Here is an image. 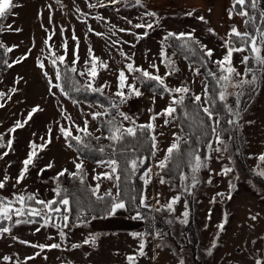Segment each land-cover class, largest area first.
I'll return each mask as SVG.
<instances>
[{
	"label": "rangeland",
	"instance_id": "1",
	"mask_svg": "<svg viewBox=\"0 0 264 264\" xmlns=\"http://www.w3.org/2000/svg\"><path fill=\"white\" fill-rule=\"evenodd\" d=\"M14 2L19 6L13 10L14 15L10 16L5 24H12L21 31H5L0 34V38L7 47L16 46L10 53V63L24 56H27V59L14 64L5 72L0 70V92L7 94L5 98L0 99V103L5 105L0 108V135L3 136L2 142L5 145L0 147V155L8 152V155L0 159V180H3L5 175L9 177L0 193L8 198H11L13 193L25 191H31L38 198L46 200L53 197L54 191L45 184V177L63 169L75 170L74 161L78 162V157L83 160L93 187L96 181L92 176L106 170L96 162L80 157L74 149L68 148L59 132L60 125L69 126L65 115H70L72 120L81 126L85 118L89 119V129L98 132L96 121H91V117L84 114L102 108L98 104L83 101L73 104L71 99L64 97L56 89H53L57 93L55 96L50 94L47 78L38 67V61L44 60L46 65L44 71L54 76L49 46L52 51L62 55L64 52L62 43L67 39L71 50L75 43L71 39L74 29L79 38V64L82 71L85 69L83 62L88 58V48L91 47L95 55L109 65L107 70L98 69L99 84L107 83L109 87L105 90L116 91L118 71L130 62L120 55L121 51L132 57L136 66L149 71H153L149 65L155 63L159 67V74L164 75L168 69L161 63L160 53L162 48L166 53L170 51L164 41L167 32H193L202 44L213 50V59L220 60L226 53L224 43L228 39L232 25L243 31L244 24V18L235 15L234 12L229 18V11L232 10L231 0H143L146 8L136 6L133 0H124L123 3L109 5L107 8H89L86 0H62L63 6L56 0H14ZM91 2L95 3L96 0ZM104 2L107 3V0ZM76 7L87 13V17L76 12ZM145 11L155 12L156 16H145ZM97 14L105 19H93L92 17ZM199 17H204V20L201 21ZM84 19L87 20V24L81 22ZM127 20H131L133 24L153 23L154 27L135 29L127 23ZM89 25L95 32L104 35L96 36L88 32ZM112 25L116 27L111 28ZM61 28L66 30L63 36L60 34ZM120 28L131 29V32L137 35H142L147 30L148 35L137 40L136 36L128 32H120ZM45 29L48 31L46 32ZM53 31L55 35L49 40L48 45H45V39ZM113 41L117 43L113 44ZM246 54H233V65L240 73H243L245 67L241 60ZM68 61L71 62V52ZM194 70V65L182 59L180 71L168 76L166 83L172 88L181 85L191 86L195 94L203 95L205 81L201 75H195ZM20 77H23L20 83H15ZM261 77L253 100L243 110L238 120L235 137L225 140L227 151L211 153L212 158L208 161L211 171L201 170L198 174L201 182L192 190L195 220L200 238L199 255L204 264H256L257 259L264 260V178H256L248 171L250 168L259 172L264 171V161L259 159L260 155L264 154V74L261 73ZM128 82H133L131 75L128 76ZM137 86L143 92V96L128 100L123 106V111L136 123H149L154 113L168 106L171 97L167 93H155L140 84ZM12 88H16L17 91L13 93ZM7 96L12 98L9 100ZM37 105L42 110L34 113L33 118L23 128L10 133L9 129H12L17 121L24 122L28 113ZM164 119L159 117L155 121L159 151L155 157H152L151 165L154 173L159 171L155 167L156 163L163 159L168 146L175 140L173 134H182L175 122L165 125ZM125 125L129 126L128 121H125ZM49 129L52 130L51 143L44 148L35 149L38 153L35 167H31L24 181L13 188L16 177L23 167L22 161L33 150L30 145L45 144L49 138ZM9 139L14 141L11 149L7 147ZM239 151L241 156L238 155ZM208 152L209 150L206 154ZM48 164H52L53 167L44 171L42 175L39 174ZM224 167L232 168V172L228 175H219ZM210 176L212 183L209 184L207 181ZM166 180L168 183L162 185L159 183V178L154 175L152 183L147 186L146 194L152 206L166 204L172 196L182 193L181 183L176 185L171 180ZM110 188L113 192L116 191L111 182L104 180L100 191L103 193ZM157 193L160 194L159 204L154 198ZM217 193L223 195L217 196ZM229 195L231 199L228 198ZM185 202L188 203V195L182 194L181 201L175 205V212L170 219L181 217V213L185 211ZM127 216L128 213L121 212L109 219L93 220L86 226H70L65 229L68 236L63 242L55 228H42L40 232H35V228L39 226L35 224L14 225L12 235L19 240L36 244L55 242L62 245L60 249L50 251L46 249L34 260H28L26 264H127L126 256L135 254L139 243L129 233L145 232L146 226L145 221H132ZM253 216L256 217L255 220L252 219ZM221 223H224L223 231L218 229ZM172 227L177 235L181 234L183 224L178 220H175ZM151 231H155V227H152ZM89 233L99 234L95 247L84 245L71 249V244L82 243ZM148 239L150 242L145 249L147 255L138 258V264H179V260L183 258L180 249L165 238L163 241L151 237ZM19 240H13L9 235L0 238V257L7 255L13 258L10 262L0 259V264H15L17 260L24 262L26 257L40 251L38 248L34 249L20 243ZM157 243H162L163 247L157 248ZM213 243L216 247H212ZM209 251L211 255L208 254Z\"/></svg>",
	"mask_w": 264,
	"mask_h": 264
},
{
	"label": "snow or ice",
	"instance_id": "2",
	"mask_svg": "<svg viewBox=\"0 0 264 264\" xmlns=\"http://www.w3.org/2000/svg\"><path fill=\"white\" fill-rule=\"evenodd\" d=\"M58 4H62V0H56ZM89 8H107L109 5H116L123 3L124 0H96L92 3L91 0H86ZM136 6L145 7L143 0H133ZM19 5L14 0H0V34L5 31H21L18 28L13 27L12 24H5L10 16L14 15V9ZM51 9V6L49 5ZM76 12L80 13L81 16L87 17V13H83L79 7H76ZM233 12L244 18V24L246 30L241 32L236 26H232L229 37L224 43L226 47V53L220 60L212 61L214 55L213 50L207 48L205 45H200L199 41L195 39L194 33H173L168 32L164 37V41L174 39L181 41L179 47L184 50L194 51L193 46H197L199 51L202 53L201 67L207 66V61H212L217 66V71H209L208 75L211 76L216 82V88L212 91L209 90L207 84L204 85L203 95L191 94L190 88L181 85L179 87H169L166 83V78L178 73L180 70L175 66L166 51L163 50L160 53L162 59L161 63L165 65L168 71L164 75L159 74V67L153 63L149 67L153 71L144 69L136 66L132 57L127 56L123 51L120 55L124 56L126 60L130 61L118 71L116 77V91L112 93L111 97H108L109 104L99 105L103 110L94 111L92 113L84 114L90 116L91 121H100L101 127L106 129L107 134L94 135L89 131L90 120L85 118L83 120V126L76 124L72 120L70 115H65L66 121L69 122V126L60 125L59 132L63 137L66 145L70 149H74L77 153L84 150L96 151L105 157L97 160L98 166L106 169L105 171L97 172L92 176V179L96 181L95 186L87 185L88 191L91 196L95 197L97 202L103 204V214H93L91 207L83 205L79 200L75 201V209L73 207L74 201L71 198L72 194L68 192L66 188H63L59 183V178L64 177L65 174L75 181H78L80 185H86L88 173L84 168L82 159L78 162L74 161L75 172H68L67 169L60 171L53 179L57 181V186L53 189L55 196L51 200H45L38 198L36 194H29L26 191L21 193H13L11 198L0 196V238L5 235L11 236L13 240H19L18 237L12 235V229L14 225L20 224H35L39 225L35 228V232H40L42 228H55L61 241L67 239L68 233L65 229L72 227L86 226L93 220L97 219H109L115 217L118 213H128L127 218L132 221H148L151 225L155 217L145 216L140 209H148L156 213L161 211H167L169 214L175 212V205L180 203L181 195L187 194L192 195V190L201 182L199 179V173L201 170L209 169L208 161L211 160L212 152L221 153L227 151L225 140L223 139V128L221 126V116L218 110V106L226 110L229 119L227 123L229 125H237L240 119V97L246 95L248 92L254 93L258 90V83L262 79L261 76L257 75V72L264 74V0H233L232 10L229 11V18L232 17ZM145 16L155 17V12L145 11ZM191 15V13H188ZM95 20H104L105 18L97 14L92 17ZM126 19V18H125ZM142 19V18H141ZM201 21L204 17H199ZM52 17L49 16V22L51 23ZM82 23L87 24V20L84 19ZM129 25L135 29H152L153 23H136L133 24L131 20H127ZM158 24V20L156 21ZM112 25L111 28H115ZM249 27L252 29L249 31ZM111 28L109 31H111ZM47 32L48 29H45ZM66 30L61 28L60 34L63 36ZM120 32H128L136 39H142L148 35V31H144L142 35H137L131 32V29L120 28ZM211 31V30H210ZM88 32L95 34L96 36H103V33L95 32L91 26H88ZM55 35L53 31L51 35L45 39V45H48L49 40ZM72 41L74 46L69 50L68 41L65 39L62 43L63 54L57 55L52 51L49 46L50 62L54 69V76H50L45 69V61H38V67L42 70V74L47 78L49 84V92L55 96L57 93L53 91L56 89L61 95L66 98H71L70 93L80 92H91L98 93L101 96L105 95V89L109 87L107 83L104 85H98L96 80L100 76L98 69L107 70L109 65L106 61L97 57L94 50L88 48V58L84 60L85 69L83 71L78 70L77 65L80 63V44L79 38L75 34V30H72ZM116 44L117 41H113ZM127 43V42H125ZM133 47L135 45H132ZM14 47H7L3 43H0V49H3V54L11 53ZM69 52H71V62L68 63ZM234 53H250L251 55H243L241 63L245 65L244 73H240L233 65V54ZM23 59H27L24 56L22 59H17L14 63H8L7 60H0L8 68H12L14 64H19ZM255 62V69L252 62ZM73 74V75H70ZM195 75H200V69L194 70ZM131 75L133 82H128V76ZM79 76L85 78L83 82L77 80L75 77ZM23 77H20L15 83L19 84ZM55 81V82H54ZM147 82H155L156 86L167 93L171 97V102L162 111L154 113L149 123L145 125H138L136 121L130 117L127 113L120 111L121 106L127 104L128 100L136 97L143 96L138 84L143 85ZM247 86V87H246ZM229 88L237 89L236 92H230ZM11 91L15 93L16 88H12ZM7 94L0 92V99L5 98ZM236 96L235 107L228 103L229 96ZM11 96H7V99H11ZM186 101H190L195 111L189 110V104ZM73 104L78 103L75 99L72 100ZM155 102V95L153 96V103ZM5 105L0 103V108ZM180 108L183 112V116L186 120L193 121L196 123L199 136L198 141H203L205 147L209 150L208 154L203 157L200 154L199 147H193L187 153L181 152V144H187L191 136H180L173 134L175 140L171 143L164 155L162 160H159L155 167L159 170L153 172L152 165L148 162L149 157L138 154L140 144L146 140H150V156L155 157L159 151L157 136L155 134L156 124L155 121L159 117H164V124L169 125L174 120H178L177 110ZM42 109L39 106H35L28 113L27 119L24 122L17 121L12 129H9L10 133H14L17 129H21L33 118V114ZM151 111V109H149ZM66 112V110H65ZM202 114V115H201ZM119 118V120L117 119ZM206 118V119H205ZM123 121H128L129 126L124 127ZM183 130V129H182ZM100 131V127L97 128ZM52 130L49 129V138L45 141V144L37 146L32 143L30 147L33 149L29 152L26 159L22 161V169L16 177L13 188L21 184L26 178V174L29 173L31 167H35V160L38 153L35 151L37 147L44 148L47 144L51 143ZM75 133V134H74ZM163 133H161L162 135ZM131 138V139H130ZM43 139V138H41ZM104 139L109 143L101 145L100 141ZM3 136L0 135V147H5L3 144ZM132 141H136L133 143ZM13 140L7 141V147L11 149ZM95 142V144L93 143ZM215 144V147H214ZM96 145H99L98 147ZM177 154L185 155L187 158V166L190 169V175L181 172L180 181L182 185V193L172 196L168 202L159 207L153 208L149 203V197L146 194V189L149 184L152 183L153 176L159 178L160 184L168 183L166 175L171 171L170 163L173 161ZM8 155V152H4L0 155V159L3 156ZM219 159V157H217ZM259 159L264 161V154H261ZM147 165V166H146ZM52 164H48L44 169L40 170L39 174H43L49 168H52ZM141 169L143 171L141 172ZM232 172V168L224 167L219 175H228ZM137 173H140V179L143 181L144 189H142L139 195L130 194L135 189L130 188L132 180L136 177ZM163 173V174H162ZM261 177H264V171L259 172ZM9 177L5 175L3 180H0V190L4 189ZM104 180H107L113 184L116 189L115 192L112 189L101 193V184ZM207 183H212L211 176ZM122 185H128L130 191H125ZM159 193L154 197L159 204ZM222 193H217V196H222ZM231 199V195L228 197ZM215 202V201H212ZM75 210V223L72 221L73 211ZM189 211L187 203L185 202V211L181 213V217H173L169 219L167 223L173 224L175 220H178L180 224H188L189 222ZM15 217V219H14ZM209 219L211 216L209 215ZM256 219L255 216L252 217ZM219 231L224 230V223L218 226ZM134 239L139 241L138 248L135 254L126 256L127 264H138V258L145 257L147 255L145 249L150 242L148 237L163 241L165 233L161 230L146 231V232H131L129 233ZM99 238L97 233H89L88 236L82 241V243L71 244V249H77L84 245L92 247L96 246V241ZM49 239H53L49 237ZM20 243L28 245L32 248H38L40 251L36 252L33 256L25 258L24 262L17 260L15 264H26L28 260H34L37 256L47 250L60 249L61 243H50V244H36L30 241L19 240ZM255 243V242H253ZM157 248H162V243L156 244ZM212 247H216L213 243ZM211 255V251L208 253ZM46 258V257H45ZM5 262L12 261V257L3 256L0 257ZM179 264H185L183 259L179 260ZM256 264H264V260L257 259Z\"/></svg>",
	"mask_w": 264,
	"mask_h": 264
},
{
	"label": "trees",
	"instance_id": "3",
	"mask_svg": "<svg viewBox=\"0 0 264 264\" xmlns=\"http://www.w3.org/2000/svg\"><path fill=\"white\" fill-rule=\"evenodd\" d=\"M231 2L233 5V0H231ZM232 26H234V25H232ZM245 30H246L245 24H243V31H241V32H244ZM248 30L251 31L252 29L249 27ZM169 32H173V33H177V34L181 33V32H174V31H169ZM183 33H187V32H183ZM194 37L196 40L199 41L200 45H204L197 38V36L195 34H194ZM228 37H229V35H228ZM0 43H3L5 45V43L3 42V40L1 38H0ZM166 43H167L168 47L170 48V51L167 53V55L172 61H174L175 66L178 67L179 70H180V62L182 59H184L187 62H189L190 64L194 65L195 69L196 68L200 69V75L203 77L205 84L208 85L210 91H212L216 88L215 80L211 76L208 75L209 71H217L216 64L212 62V61H215L213 59V57H212V61L206 62L207 63L206 67H201L202 53L199 51V48L197 46H193L194 51H188V50L181 49L179 47V45L181 44V41L169 39L168 41H166ZM54 52L57 54L56 51H54ZM246 55H251V54L247 53ZM9 57H10V53L3 54V49H0V60H7L8 63H10ZM67 62L70 63V61H67ZM251 66H253L255 69V62L254 61L252 62ZM77 67H78V70L82 71L80 64H78ZM8 69L9 68L5 64L0 62V70L1 71L5 72ZM244 71H245V67H244L243 73H244ZM70 75H73V74H70ZM257 75L261 76V73L258 71ZM75 78L77 80H81L82 82L85 79V78H82L79 76H76ZM260 81L258 83V88L260 85ZM96 83L98 85H100L99 79L96 80ZM142 86H144L146 89L151 90L155 93H159V94L164 93V92H162V90L160 88H158L156 86L155 82H147V83L143 84ZM187 87L190 88V90H191L190 95L195 94V92L191 86H187ZM229 91L230 92H236L238 90L233 89V88H229ZM114 92L115 91L105 90V95H103V96H101L98 93H91V92H80V93L72 92V93H70L71 98H69V99H71V100L75 99L76 101H83L86 103H95L98 105L107 106L109 104L108 97H111L112 93H114ZM256 92H254V93L248 92L246 95L240 97L239 107H240V109H242L240 116L242 115L243 110L246 109L247 106L250 104V102L253 100ZM235 101H236L235 95L229 96L228 103L230 105L235 107ZM186 103H188L190 106L189 110L194 112L195 109L191 105V102L186 101ZM123 106H121L120 111H123ZM102 110H99V111H102ZM218 110H219L220 116H221V126L223 128V133H222L223 139L229 140V139L234 138L236 131L238 130V124L235 126L229 125L227 123L229 116H228L226 110L223 109L222 107H219V106H218ZM176 115L178 116V120H174L173 122H175L179 126V128L181 129L182 134L180 136H185V137L191 136V139H189L187 144H181V152L187 153L193 147H199L201 156L203 157L204 155H206L208 149L205 147V144L203 141H198L199 131H198L196 123L193 121L186 120L185 117L183 116V112L180 108H178ZM117 119L119 120V118H117ZM96 123H97L98 127H100V131L94 132L90 129H89V131L92 132L94 135H102V134L106 135L107 134L106 129L101 127V122L96 121ZM123 124H124V127H128L125 125V121H123ZM136 124L145 125L147 123L137 122ZM132 142L136 143V141H132ZM93 143L95 144V142H93ZM108 143L109 142L107 140H104V139H102L100 141L101 145H106ZM150 143H151L150 140H146V141L142 142L140 144L138 154H142L143 156L149 157L148 162L150 164H152V157L150 156V150H151L150 149ZM96 146L98 147L99 145H96ZM75 152L77 153V151H75ZM77 154L80 157L86 158V159L93 161V162H96L97 160L105 158V157L101 156L100 153H98L96 151H90V150H84V151L77 153ZM238 155L241 156L240 151L238 152ZM84 168H85L86 172L88 173L86 185H80L78 181L72 180L67 175V173L65 174L64 177L59 178V183L61 184V186L63 188H66L68 190V192L72 194L71 198L74 201V204H73L74 209H75V201L79 200L83 205H87V206L91 207L93 210V214L101 215V214H103V210H104L103 204L100 202H97L95 200V197L91 196V193L88 191L87 185L92 186V184L90 183L89 172H88L85 165H84ZM246 168L248 169V167H246ZM170 169H171V171L166 175L165 178L171 180L176 185H179L181 183L180 178H179L181 172L190 175V169L187 166V158L185 155H182V154H177L175 156L173 161L170 163ZM60 171H62V170H60ZM75 171H76V169L73 171L68 170V172H75ZM142 171H143V169H141V172ZM248 171L251 174H253L256 178L261 177L259 175V171H255L252 168H250ZM59 172H57L54 175H48L44 179L45 184L52 190L55 189L57 186V181L54 180L53 178L56 177ZM139 177H140V173H137L136 177L133 178L131 186H130V188L135 189V191L131 192L128 185H122V187L125 189V191H130V194L139 195L140 191L142 189H144V187H145L143 184V181ZM261 178H264V177H261ZM27 193L34 194L31 191H28ZM0 196L6 197L2 193H0ZM54 196H55V193H54L53 197H51L47 200L53 199ZM162 205H164V204H162ZM159 206H153V208L159 207ZM187 208H188V211L190 213L189 222L186 225L183 224L182 232H181V234H178V235L174 232L172 224L169 225L167 223V221L172 217L173 213L169 214L167 211H161L160 213H156V212L150 211L148 209H140V211L145 216L149 217V219H151V217H153V216L155 217V220L152 221L151 225L148 223L147 220L145 221L146 226H145L144 231L145 232L151 231L152 227H155V230L163 231L165 233L164 238L168 242L172 243L177 249H180V251H182V254H183L182 259L185 261V264H204L203 259L199 255L200 238H199V231L197 230L198 225H197L196 220H195L196 219V217H195V202L193 200L192 195H190V196L188 195ZM72 221H73V223H75V210L73 211Z\"/></svg>",
	"mask_w": 264,
	"mask_h": 264
},
{
	"label": "built area",
	"instance_id": "4",
	"mask_svg": "<svg viewBox=\"0 0 264 264\" xmlns=\"http://www.w3.org/2000/svg\"><path fill=\"white\" fill-rule=\"evenodd\" d=\"M89 225V224H88Z\"/></svg>",
	"mask_w": 264,
	"mask_h": 264
}]
</instances>
